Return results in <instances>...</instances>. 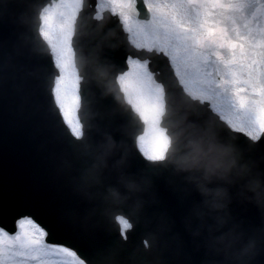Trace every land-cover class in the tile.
I'll return each mask as SVG.
<instances>
[{
	"label": "snow or ice",
	"instance_id": "obj_1",
	"mask_svg": "<svg viewBox=\"0 0 264 264\" xmlns=\"http://www.w3.org/2000/svg\"><path fill=\"white\" fill-rule=\"evenodd\" d=\"M89 7L94 20H103L105 11L116 18L138 53L165 58L174 87L198 110L197 128L213 127L221 139L235 141L246 154L264 152V0H95L94 5L89 0H47L38 13L37 34L47 44L50 66L38 71L37 86L47 89L74 156L88 157L115 143L111 137L107 145L94 143L91 122L80 116L82 81L88 77L77 66L76 37L78 20ZM4 15L0 7V17ZM19 20L24 22L23 12ZM100 27L95 26L97 34ZM16 51L25 58L38 54L25 34ZM89 57L100 62L96 49ZM151 62L125 57V68L114 73L115 86L109 89L120 105L98 97V103L108 104L113 126L118 128L131 113L143 124L132 140L143 161L141 180H126L111 192L113 211L107 222L98 212L86 218L76 207L58 206L48 198L42 204L53 219L42 224L36 213L43 174L22 172L10 180L0 171V264H123L139 222L141 206L132 202L133 193L163 173L183 185L185 177L166 159L170 134L164 121L173 85L156 79ZM84 179L85 184L92 179L91 170ZM258 195L264 198V193ZM7 216L12 217L11 232L3 224ZM96 226L109 229L111 237L93 232ZM86 231L91 233L87 243ZM142 243L146 251L151 249L148 240Z\"/></svg>",
	"mask_w": 264,
	"mask_h": 264
},
{
	"label": "water",
	"instance_id": "obj_2",
	"mask_svg": "<svg viewBox=\"0 0 264 264\" xmlns=\"http://www.w3.org/2000/svg\"><path fill=\"white\" fill-rule=\"evenodd\" d=\"M89 2L94 5L95 0ZM45 3L47 0H0V7L5 11L0 17V171L10 180L22 172L43 174L42 194L37 202L40 210L36 213L42 224L53 219L42 204L48 198H53L58 206L76 207L86 218L98 212L107 222L113 211L109 189H118L129 179L140 181L143 171L142 158L132 143L143 124L131 113L122 118L117 128L113 126L114 116L108 104L98 103L100 97L112 104H121L109 89L115 86L114 73L125 68V57L150 58L156 79L173 85L168 94L166 128L179 130L189 124L196 126L199 113L174 87L173 70L165 58L150 52L138 53L116 18L105 11L103 20H94L95 12L87 8L78 20L76 37L77 66L88 77V82L82 81L80 116L85 123L91 122L94 143L107 145L109 137L115 142L102 156L95 157L101 166L97 173L92 169L91 156L76 157L68 150L66 130L55 116L47 89L37 86L38 71L46 72L50 66L47 44L37 34L38 13ZM22 12L23 23L19 20ZM96 25L102 26L100 34ZM21 34L27 35L37 49L36 56L18 55L16 43ZM92 49H96L100 62L89 57ZM82 56L88 58L81 61ZM105 58L114 60L117 66H111ZM246 159L257 171H264V152L260 149L247 154ZM89 170L92 179L85 184ZM231 191L228 211L232 224L240 228L245 239L260 234L264 231V209L239 195L237 189ZM132 202L141 206L139 222L126 247L123 264H210L216 259L208 248V234L213 224L208 218L211 213H206V202L186 177L180 185L169 173L153 176L143 190L133 193ZM3 224L6 230H13L11 216L5 217ZM92 231L104 237L112 235L109 229L99 226ZM90 239L91 233L86 231L85 243ZM144 240L150 242V250H145ZM250 264H264V246L257 249Z\"/></svg>",
	"mask_w": 264,
	"mask_h": 264
},
{
	"label": "clouds",
	"instance_id": "obj_3",
	"mask_svg": "<svg viewBox=\"0 0 264 264\" xmlns=\"http://www.w3.org/2000/svg\"><path fill=\"white\" fill-rule=\"evenodd\" d=\"M170 144L166 159L173 171L186 177L206 202V213H211L213 224L208 234L209 251L216 257L210 264H250L258 248L264 246V231L245 239L240 228L230 221L228 211L232 189L250 198L264 209V171L246 159V152L235 141L219 137L211 126L197 128L189 124L179 130H170ZM91 157L92 169L100 165ZM86 172L88 169L85 170ZM114 189H109L112 192ZM217 218H222L217 219Z\"/></svg>",
	"mask_w": 264,
	"mask_h": 264
}]
</instances>
